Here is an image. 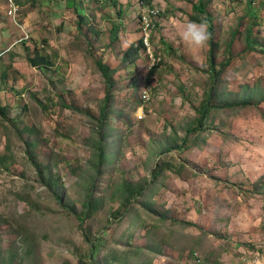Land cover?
Instances as JSON below:
<instances>
[{
    "label": "rangeland",
    "instance_id": "374dc122",
    "mask_svg": "<svg viewBox=\"0 0 264 264\" xmlns=\"http://www.w3.org/2000/svg\"><path fill=\"white\" fill-rule=\"evenodd\" d=\"M116 1L17 0L13 18L0 0V264H89L97 237L96 264H264V0ZM201 1L196 51L180 37Z\"/></svg>",
    "mask_w": 264,
    "mask_h": 264
},
{
    "label": "trees",
    "instance_id": "16d2710c",
    "mask_svg": "<svg viewBox=\"0 0 264 264\" xmlns=\"http://www.w3.org/2000/svg\"><path fill=\"white\" fill-rule=\"evenodd\" d=\"M113 3L117 4L118 2L116 0H113ZM79 4H80V1H79ZM249 4L252 5V2H249ZM70 5H73V4L70 3ZM193 8L197 13L205 15V21H207L208 26H209V30H210V32H212L214 29L212 15L207 12L206 7L204 6V3L201 1L199 4H196ZM77 9L79 10L78 7H76V10ZM120 13H121V15L124 14L123 8L120 9ZM77 14H78V16L83 17L82 13L79 12ZM191 20L199 22L200 18L198 16L197 17L194 16L193 18H191ZM118 32H119V27L115 26L112 30L113 39L117 38ZM252 34H253V26L250 25V26H248L247 36L245 39L246 48H248V49H253L255 47V45H257V43H258V41L254 38V36ZM141 44L144 47L143 40H141ZM140 51H141V49L139 47L136 48L134 45H132L130 47L129 51L127 52V58H129L132 53L136 54V57L139 58ZM29 61L34 67H43L44 64L49 62V58L45 57V56H41L37 53L35 56H30ZM208 63H209L210 72L212 74H215L216 73V71H215L216 67H215V55H214L213 48H211V51L209 53ZM97 64H98V67L101 70V72L105 78V82H106V96H105L104 104H103V107L101 110V117L99 119L100 135H101L102 133H104L106 131V128L108 126V122H109L110 117H111L112 104H113L114 96H115L116 82L114 79L115 71L108 64H106L103 60H99L97 62ZM226 64L223 63V65H226ZM214 108H216V105L214 103H212L211 100H206L205 102H203L200 105V108L198 111V117L194 121L195 124L193 125V130H198V129L202 128L204 121L208 118L209 114L214 110ZM104 143H105V139H104V136L102 134V136L99 137L98 142H97V144H98L97 149L99 151L98 152L99 157H101V158H105ZM57 197L62 202V197L59 195H57ZM90 205H91V202H90V198H89L84 202V207H85V209H87V211H89ZM85 215H87V213H85ZM79 218L81 219V222L83 223L85 217L80 215ZM88 242L90 243V249H89L90 261H89V264H96L94 256L102 247V244H103L102 238L97 237L94 240L88 239Z\"/></svg>",
    "mask_w": 264,
    "mask_h": 264
},
{
    "label": "clouds",
    "instance_id": "9594fccd",
    "mask_svg": "<svg viewBox=\"0 0 264 264\" xmlns=\"http://www.w3.org/2000/svg\"><path fill=\"white\" fill-rule=\"evenodd\" d=\"M181 40L193 50H203L212 39L207 21H189L183 29Z\"/></svg>",
    "mask_w": 264,
    "mask_h": 264
},
{
    "label": "built area",
    "instance_id": "2783aa9c",
    "mask_svg": "<svg viewBox=\"0 0 264 264\" xmlns=\"http://www.w3.org/2000/svg\"><path fill=\"white\" fill-rule=\"evenodd\" d=\"M6 1H7L9 13L13 16V18H15L16 14L19 10L18 4L16 3L17 0H6ZM153 14H155V12H153ZM155 15H157V13ZM141 21H142L143 29L145 32V43L149 47V51H151V48H150L151 46H149V41L151 40V33L154 30V28L156 27V24L153 21V16H151V15L143 16ZM151 55L154 58V56H153L154 54L151 53ZM154 60L156 62L157 59L154 58ZM160 60L161 59H159V61ZM157 62H158V60H157Z\"/></svg>",
    "mask_w": 264,
    "mask_h": 264
}]
</instances>
